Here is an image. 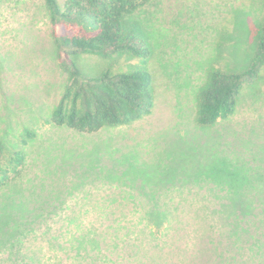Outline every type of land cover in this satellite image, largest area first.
<instances>
[{"label": "rangeland", "instance_id": "obj_1", "mask_svg": "<svg viewBox=\"0 0 264 264\" xmlns=\"http://www.w3.org/2000/svg\"><path fill=\"white\" fill-rule=\"evenodd\" d=\"M261 15L259 0H153L133 15L154 47L147 64L152 112L85 133L47 123L67 71L45 1L0 0V146L18 148L24 128L36 132L21 173L0 188V264H264L247 246L257 243L248 227L239 228L247 224L238 213L253 197H242L243 206L225 197L240 185L225 160L235 164L239 155L264 173V77L246 85L234 113L210 127L197 125L193 110L203 68L247 64ZM77 60L89 76L137 63L127 53ZM246 180L241 187L262 188L264 198V182ZM161 209L182 220L166 235L167 223L145 218ZM209 228L214 246L201 236ZM191 242L213 254L187 259L181 250Z\"/></svg>", "mask_w": 264, "mask_h": 264}, {"label": "trees", "instance_id": "obj_2", "mask_svg": "<svg viewBox=\"0 0 264 264\" xmlns=\"http://www.w3.org/2000/svg\"><path fill=\"white\" fill-rule=\"evenodd\" d=\"M44 1L57 57L67 71L61 96L47 123L94 133L104 128L130 125L149 115L156 94L153 76L147 64L154 47L149 32L134 20L133 15L153 0H65L63 5L57 0ZM259 1L262 15L253 26V49L247 64L239 70H226L213 61L205 70L203 68V79L194 93V120L199 126L210 127L231 116L242 89L264 77V0ZM83 53L101 57L127 53L135 57L137 63L129 71H114L108 67L89 76L78 64L77 58ZM19 135L18 148L0 146V188L7 186L12 178L21 173L26 160L25 146L35 138L36 132L24 128ZM235 158V164L231 160H223L226 161L229 175L234 176L240 185L236 191L230 192L232 196L225 197L241 206L246 201L242 197H253L250 208L241 209L238 213L239 221H246L247 224L239 228L244 232L248 227L251 240L257 243L250 242L247 246L256 256H264V240L258 237H264V232L260 230V227L264 228V198L259 196L262 188L241 187L249 176L262 184L264 173L254 172L252 164L249 165L241 156L236 155ZM140 162L147 166V161ZM21 203L29 211L27 203ZM145 216L153 224L167 223L165 235L174 229L175 222L182 221L176 210L161 209ZM195 234L196 229L190 238L194 239ZM237 234L239 236V232ZM201 236L208 246H214L216 239L211 237L210 228ZM228 243H233L232 231ZM226 245L224 252L228 251L229 245ZM200 246L202 248L191 242L186 250H181L182 255L188 259V255L192 254L204 257L213 254V248L210 250L205 249L203 244Z\"/></svg>", "mask_w": 264, "mask_h": 264}]
</instances>
